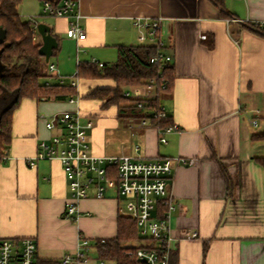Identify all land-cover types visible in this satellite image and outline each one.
<instances>
[{
	"label": "crops",
	"instance_id": "0c3cea01",
	"mask_svg": "<svg viewBox=\"0 0 264 264\" xmlns=\"http://www.w3.org/2000/svg\"><path fill=\"white\" fill-rule=\"evenodd\" d=\"M79 10L86 37L78 41L67 36L65 18L50 16L59 48L56 70L46 68L52 83L76 78L78 104L70 96L68 102L26 97L14 111L7 158L0 160V238L34 237L40 264H53L77 249L81 235L92 241L117 235L126 198L114 185L103 198L90 189L78 216L66 218L71 192L60 160L28 163L39 141L58 131L47 127L48 119L78 106L82 120L93 121L94 154L195 158L189 165L176 162L168 178L176 200L170 264H264V165L257 159L264 157V137H253L264 133V34L257 29L264 0H79ZM136 17L160 18L159 38L172 55L169 88L145 90L177 127L165 142L149 118L128 116L131 108L120 115L118 106L85 96L114 86L112 79L77 77L79 63H114L118 45L139 44ZM193 230L199 236L187 237Z\"/></svg>",
	"mask_w": 264,
	"mask_h": 264
},
{
	"label": "built area",
	"instance_id": "2783aa9c",
	"mask_svg": "<svg viewBox=\"0 0 264 264\" xmlns=\"http://www.w3.org/2000/svg\"><path fill=\"white\" fill-rule=\"evenodd\" d=\"M43 11L49 16L67 20L68 37L77 41L86 37L79 0H43ZM133 24L137 30L139 44H154L158 47L151 57V62L158 64L161 69L172 62V55L164 51L163 42L159 38L160 18L136 17ZM260 26L264 28V22L260 23ZM91 62L98 63L100 67L104 65L95 58ZM49 70L54 72L56 65L49 62ZM61 82L63 83V80ZM70 83L77 88L76 78ZM46 84H50V80H47ZM162 86L165 87L166 82ZM147 89L157 90L154 78H150L144 85L123 88L122 95L130 99L145 98ZM78 101V94L69 98L70 103L78 104ZM137 104L142 106L143 102L137 101ZM155 115L166 116L167 113L164 107L160 106ZM82 118L83 114L78 106L51 116L47 127L58 131L49 140L39 141L37 151L28 159V163L34 166L42 159L60 160L71 192L64 210L66 218L75 219L78 216V203L90 196V189H94V197L103 198L107 188L111 184L114 185L117 193L126 198L124 215L136 221L141 237L137 245L122 243L127 249V254H135L141 264H170L175 239L171 232L170 218L176 200L170 194L168 178L176 162L189 165L195 162V158L166 156L142 159L130 155L94 154L88 138V130L93 127V121L88 118L84 122ZM256 123L257 119L253 118L252 124ZM175 128L177 127L174 124L161 128V141L165 142V134ZM4 158H7V155ZM159 204L164 206V211L155 215ZM186 235L196 238L199 232L193 230ZM95 251L97 253L95 241L81 235L77 249L64 253L53 264H105L106 259L97 256ZM0 264H40L35 238H0Z\"/></svg>",
	"mask_w": 264,
	"mask_h": 264
},
{
	"label": "trees",
	"instance_id": "16d2710c",
	"mask_svg": "<svg viewBox=\"0 0 264 264\" xmlns=\"http://www.w3.org/2000/svg\"><path fill=\"white\" fill-rule=\"evenodd\" d=\"M21 1L0 0V28L6 30L4 41L0 42V160L7 155L12 137L13 114L23 98L65 100L78 94L76 87L71 83L46 84L51 74L46 72L44 67L48 62L39 52L42 41L36 27L38 21L21 18ZM257 29L264 34V28ZM117 49L118 59L114 63H104L101 67L96 62L79 63L77 77L110 78L115 83L110 87H95L85 96L102 100L104 107L118 106L120 115L131 108L132 113L127 114L130 117H147L160 128L172 125L168 114L155 115L160 107L158 97L130 99L122 95L124 85H144L150 78L156 80L157 91L167 90L171 85L172 62L163 69L151 62V57L158 50L154 44L118 45ZM165 82L166 86L163 87ZM129 101L134 105L127 103ZM137 101L143 102L142 106H139ZM253 137H264V133L255 134ZM257 159L264 165V157ZM161 210L164 211V207H161ZM126 240L140 242L141 237L136 221L127 216H120L117 235L95 241L99 257L114 259L117 264H141L135 254H127L126 247L122 246Z\"/></svg>",
	"mask_w": 264,
	"mask_h": 264
},
{
	"label": "rangeland",
	"instance_id": "374dc122",
	"mask_svg": "<svg viewBox=\"0 0 264 264\" xmlns=\"http://www.w3.org/2000/svg\"><path fill=\"white\" fill-rule=\"evenodd\" d=\"M19 14L23 20L32 19V20H36L38 22H44V23H50V24H52V22H53V18L48 16L43 11V0H22L20 5H19ZM50 62H55V56L54 55L51 56ZM48 66H49V62L44 67L45 70ZM126 86L128 87V85H126ZM61 101L68 102L67 99L61 100ZM125 242L131 243L132 240H126Z\"/></svg>",
	"mask_w": 264,
	"mask_h": 264
},
{
	"label": "water",
	"instance_id": "95a60500",
	"mask_svg": "<svg viewBox=\"0 0 264 264\" xmlns=\"http://www.w3.org/2000/svg\"><path fill=\"white\" fill-rule=\"evenodd\" d=\"M37 31L41 35L42 45L40 46L39 52L45 57L46 62L50 61L51 56L54 54V50L58 48L59 42L57 37L53 35L51 26L44 22H38ZM6 36V30L0 28V42H3Z\"/></svg>",
	"mask_w": 264,
	"mask_h": 264
}]
</instances>
